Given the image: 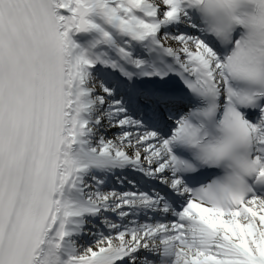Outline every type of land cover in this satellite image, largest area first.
Returning a JSON list of instances; mask_svg holds the SVG:
<instances>
[{"label":"snow or ice","instance_id":"1","mask_svg":"<svg viewBox=\"0 0 264 264\" xmlns=\"http://www.w3.org/2000/svg\"><path fill=\"white\" fill-rule=\"evenodd\" d=\"M0 264H264V0H0Z\"/></svg>","mask_w":264,"mask_h":264}]
</instances>
